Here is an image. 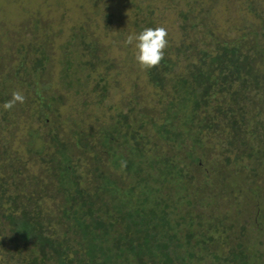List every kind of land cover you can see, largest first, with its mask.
I'll return each instance as SVG.
<instances>
[{
    "label": "trees",
    "instance_id": "obj_1",
    "mask_svg": "<svg viewBox=\"0 0 264 264\" xmlns=\"http://www.w3.org/2000/svg\"><path fill=\"white\" fill-rule=\"evenodd\" d=\"M263 2L232 3L235 23L230 29L221 27L209 9L193 5L189 10L193 17L182 14L183 40L175 46L167 42L160 62L146 68L149 84L166 98L165 108L156 112L150 106L143 109L139 105L142 96L132 94L120 126L108 131L100 125L75 129L77 138L71 144L61 140L54 132L58 125L52 123L53 129L47 130L43 140H48L50 148H30L35 156L41 155L45 174L52 176L49 182L41 171L23 172L28 168L20 164L17 168L3 150V169H16L10 180L0 179V256L10 264L14 254L19 256L27 249L20 264H264V251L253 248L245 238L251 208H256L259 216L255 218H260L256 231L264 232V216L258 211L263 202L260 197H264L258 189L264 170V119L258 120L264 114ZM71 39L89 54L98 51V43L86 42L90 39L83 31ZM42 40L49 41L45 35ZM22 42L1 52L0 102L10 100L13 91L25 97L32 88L41 107L38 113L57 121L48 111L60 112L65 105L63 93L47 96V88L41 87L44 72L55 60L43 50L28 65L12 64L11 52L17 56L14 48L19 47L16 51L20 52ZM34 47L31 42L30 53ZM65 49L66 66L58 81L65 91L70 90L68 85L76 86L72 93L77 95L79 87H84L79 81L88 82L96 74L95 62L88 55L77 63L85 77L81 78L78 69H73L68 45ZM175 52L183 55L182 59L175 58ZM103 66L117 73L119 64L113 60ZM109 72L100 74L98 89L91 91L101 92L99 100L108 97ZM163 96L156 100L160 103ZM21 105L16 102L3 109L4 121L14 116L15 108L22 112L29 107ZM213 130L216 139L217 131L224 132L227 147L223 162L215 166L212 160L219 159L210 160L209 150L203 149ZM171 142L181 151L180 156L158 153L156 148L167 150ZM76 149L84 156L85 172L77 170ZM104 162L128 173L132 184L126 191L107 172ZM155 166L159 178L150 173ZM14 173H26L27 177L18 185ZM85 173L95 177L83 181ZM11 181L14 190L9 188ZM82 182H95L96 190L83 189ZM163 189L168 191L167 198ZM219 200L225 213L216 212ZM237 214L243 225L236 242ZM226 219L231 222L223 224Z\"/></svg>",
    "mask_w": 264,
    "mask_h": 264
},
{
    "label": "rangeland",
    "instance_id": "obj_2",
    "mask_svg": "<svg viewBox=\"0 0 264 264\" xmlns=\"http://www.w3.org/2000/svg\"><path fill=\"white\" fill-rule=\"evenodd\" d=\"M242 1L244 0H0V57L3 55L1 52L4 53L13 49L14 46H18L20 41H23L20 52L16 51L19 47L14 48L17 56L11 52L12 60L10 61H13L12 64L18 62L17 64L19 65L20 62H24L28 65V62L30 64L31 58L33 56L35 58L37 54H42L43 50L46 52L44 54H47L48 57L52 54L55 61L53 62V67L49 71L44 72L46 73V77L44 76L41 87L47 88V91L45 90L47 96L56 95V92L60 91L63 93V98L65 99V105L61 106L59 109L60 112L53 110V114H51L48 111V116L50 118H56L57 121L46 120V114L42 115L38 113L41 107L36 100L34 89L32 88H28L21 103L22 108H24L26 103L28 104L27 107H29H26L27 109H24L25 111L22 110L21 112L15 108L14 116H7L5 118L7 120L4 121L3 108L0 107V179L10 180L14 169H16L15 166L11 167L13 169L12 171L11 169L8 171L3 169L5 166L1 156L3 150H6L8 157H10L8 160L10 163L20 164L22 168L23 166L28 168L23 172L33 169L37 174L41 171L46 182L52 179V176L47 177L45 174L47 167L42 166L41 155L37 154L35 156V152L32 153L30 150V148H41L42 145H45L43 148H50L48 140H43L45 139L46 133L50 129H53L52 123L58 125L59 128L54 132L59 133L61 140L71 144L77 138L75 129H88L93 125H100L101 129L105 128L104 131H108L118 125L120 126L124 120V114L127 113V109L125 108L126 103L132 94L142 96L139 105L143 109L149 108L150 106L156 112L162 106L165 108L167 104L166 98L163 96V93L160 94L156 91L155 87L149 84L146 68H142L134 59V42L125 44V38L129 34L138 33L146 27H163L167 33V42H171L172 46H175L179 40H183L180 27L184 23L182 14L190 13V17H193L194 13L189 11L193 5L202 8L204 11L207 9L211 10L210 12L215 16L220 26L224 29L225 26L230 29L232 27L231 25L235 23V13H233L234 8H232V3H240ZM261 6L262 10H264V2ZM259 10L257 11L258 13ZM44 26L45 28L42 30ZM7 27L9 33L5 32ZM221 27L218 28L219 32H221ZM32 30L33 34H29ZM49 31H51L50 34L53 37L48 35ZM80 31L88 34L91 41L86 42L90 43L95 41L98 43L96 45L98 51H95L93 53L94 55L83 50V45L81 47L74 45L75 40L72 41L71 38L75 37V34ZM43 35L48 37L49 44L47 43L49 41L42 40ZM23 37H26V39H23ZM81 40H76V42L82 44ZM31 42L35 46L32 48V53L29 52ZM65 45H68V50L71 51L69 56L73 64V69H78L77 72L81 78L85 77L77 63L89 58L88 55L92 56L91 59L95 62L96 74L94 76L91 75L90 79L87 80L88 82L80 78L81 81H79V84L84 87H79V93L77 95L72 93L76 86L68 85L67 88L70 90L65 91L58 81L61 70L66 66L65 52L68 51L65 49ZM173 51V49H170V52ZM177 53L175 52L173 56L182 59L183 55L180 54V57ZM113 60L119 64L117 73L114 70H110L109 72V68L103 66L104 62H112ZM98 64L102 65L98 66ZM1 71L2 69H0V73ZM105 72H109L106 78V83H108L109 87V90L106 92L108 97L99 100V93L101 92L97 91L96 93L94 91V94L91 91H93V88L98 89L96 82L99 81L100 74ZM1 79L3 78L0 75V84L2 83ZM161 95L163 97L159 103L156 99ZM2 104L0 102V106ZM259 105L260 103L258 107L255 106L257 111L260 110ZM261 105L263 108L262 111H264V103L261 102ZM83 110H86V112L83 113ZM122 110L124 111L121 114L120 112ZM259 116L260 118L258 120L264 119V114ZM216 133L218 134L217 139L215 137V130H213V137L206 138V143L208 144L206 148H203L204 150H209L207 152L210 160L212 158L219 159L218 161L212 160L214 166L218 162H223L226 155L225 148H227L224 132L219 130ZM157 149H159V154H167L168 156H180L182 154L177 146L174 147L173 142L169 144L167 150ZM77 150L73 151V156L77 155L76 158L79 163L77 170L79 172H85L86 163L83 161L84 156ZM42 153L45 154L44 151ZM32 156L33 158L36 157V159H32ZM104 163L109 168H107V172H111L113 177L117 178L120 182L119 185L122 189L126 191L132 184L128 173L121 168H114L106 162ZM150 169L153 177H160L157 166ZM195 171H197L196 168ZM261 173L264 178V170H261ZM14 177V181H17L19 185L27 175L26 173H14ZM84 177L85 179L91 180L95 177V174H83V181ZM262 177L261 180L263 182H260L258 189L264 193V179ZM13 182H9V184L11 183L9 185L10 190L16 188V186H13ZM82 184L85 190L91 191L92 193L96 190L95 182L89 185L84 182ZM170 186L172 185L170 184ZM162 192L163 197L167 198L168 191L163 189ZM171 194L174 196L173 193ZM172 198L170 199L174 201ZM260 199L263 202L258 207V211L264 216V197H260ZM58 200L60 201V199ZM221 202L222 200H219L218 204H215L217 214H221V212L225 213ZM243 215L247 219V214L243 213ZM248 215L250 224L247 226L245 232H249L245 233V238L249 240L253 248L264 251V232L262 235L259 234L256 231L257 226H255L257 220L260 222V218H255V216H259L256 208L248 209ZM238 216L240 215L237 214L235 217L234 227L236 242L239 240L238 233L241 230L240 226L243 225L242 219ZM230 222V220L226 219L223 221V224ZM6 235L3 236L5 240L7 238ZM220 237L224 238L225 234L222 233ZM221 248H225V245ZM26 250H23L19 256L14 254L10 264H20L22 253L24 256ZM3 253L6 252L3 251ZM0 261L3 264H9L10 260L6 257L4 259V255L2 254Z\"/></svg>",
    "mask_w": 264,
    "mask_h": 264
},
{
    "label": "clouds",
    "instance_id": "obj_3",
    "mask_svg": "<svg viewBox=\"0 0 264 264\" xmlns=\"http://www.w3.org/2000/svg\"><path fill=\"white\" fill-rule=\"evenodd\" d=\"M166 30L163 27H146L135 34H129L124 43L134 42V59L142 68L156 66L163 57V49L167 44ZM24 97L16 91L11 94V99L5 101L2 107L9 109L16 102H23Z\"/></svg>",
    "mask_w": 264,
    "mask_h": 264
}]
</instances>
